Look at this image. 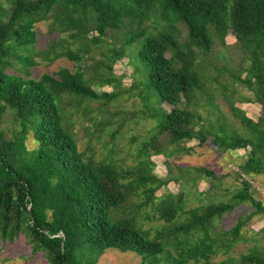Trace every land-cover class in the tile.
I'll return each mask as SVG.
<instances>
[{"label": "trees", "instance_id": "1", "mask_svg": "<svg viewBox=\"0 0 264 264\" xmlns=\"http://www.w3.org/2000/svg\"><path fill=\"white\" fill-rule=\"evenodd\" d=\"M152 13L186 26L191 53L179 51L177 40L168 34L148 37L142 48L140 58L150 69L149 87L172 106L160 119L158 138L145 148L148 160L150 150L157 156L165 153L162 136L167 145L179 147L193 140L204 146L210 138L226 151L251 148L241 173L264 175V119L255 123L237 111L245 131L233 138L197 130L200 117L188 107L179 108L183 99L203 90L194 50L210 53L217 41L225 44L233 34L251 54L255 81L251 77L243 83L256 90L255 101L264 111V0H0V238L14 242L25 236L33 253H43L49 264H97L109 250L133 252L142 258L141 264H264L260 248L237 259L213 261L229 253L247 222L241 218L232 230L219 232L217 220L245 203L253 206L254 214L264 215L263 203L252 197L249 183L244 182L230 202L192 210L180 224L175 221L185 213L182 197L168 196L157 206L158 220L167 226L153 234L143 228L139 212L154 206L156 192L170 181L154 175L149 164L125 172L81 151L74 115L86 101L103 98L82 71L61 69L30 77L38 23L52 21V28L88 40L93 31L103 37L107 30L121 28L127 17ZM91 41L100 43L99 38ZM54 49V60H81L79 54ZM123 53L116 51L115 56ZM17 61L28 69L26 74L8 72ZM107 69L112 71V64ZM31 135L39 143L34 150L28 148ZM200 171L215 177L207 168ZM135 196L143 201L128 217Z\"/></svg>", "mask_w": 264, "mask_h": 264}, {"label": "rangeland", "instance_id": "2", "mask_svg": "<svg viewBox=\"0 0 264 264\" xmlns=\"http://www.w3.org/2000/svg\"><path fill=\"white\" fill-rule=\"evenodd\" d=\"M35 30L37 42L32 51L35 64L30 66V77L53 75L61 69L71 72L80 70L103 97L95 102L86 101L80 112L74 115V129L81 151L99 161L114 164L125 172L137 170L143 163L149 164L154 175L170 181L169 185L156 192L154 206L139 212V221L145 230L154 234L167 226L158 220L157 206L168 196L174 200L182 197L180 205L185 213L175 224L185 222L192 210L202 212L210 205L230 202L235 194L244 189V182L250 184L252 197L264 206V175H243L240 169L251 148L226 151L215 147L210 138L204 146H200L199 140L186 142L180 147L170 146L166 144L167 138L162 136L160 141L165 153L157 156L150 150L149 160L144 154L146 146L158 138L162 115L170 112L172 106L162 103L159 94L149 87L150 69L141 60L140 53L148 37L168 34L177 40L179 51L190 54L185 25L165 22L152 13L143 17H127L121 28L109 29L103 37L93 31L88 40H77L71 36L73 32L52 28V21L38 23ZM93 38H99L100 43H93ZM52 47L55 48L54 53H76L81 60L67 57L54 60V54L50 53ZM120 50L124 53L118 58L115 53ZM194 54L195 70L200 74L203 90H197L183 99L179 108L188 107L200 117L196 121L197 130L203 128L213 134L237 137L245 131L238 112L255 123L264 119L263 108L255 101L256 90L243 83V80L253 78L251 54L244 51L233 34L228 35L225 44L217 41L210 53L195 49ZM111 64L112 71L107 69ZM27 70L23 63L17 61L8 72L26 74ZM105 95L111 96V101ZM38 146L39 143L31 135L29 150ZM203 167L214 172L215 177L201 172ZM142 201L140 196L133 197L126 216L133 215L132 210L137 209ZM241 218L247 219V222L239 241L227 255L221 253L213 261L221 262L228 257L237 259L253 248L264 249V215L254 214V208L249 203L217 220L215 227L219 232L230 231ZM141 262L142 258L133 252L109 250L97 264ZM0 264L49 263L43 253L34 254L28 239L20 236L14 242L0 238Z\"/></svg>", "mask_w": 264, "mask_h": 264}]
</instances>
